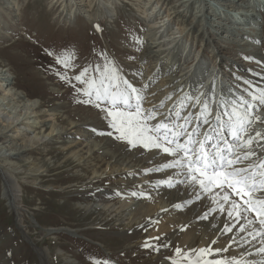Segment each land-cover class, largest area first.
<instances>
[{
    "label": "rangeland",
    "instance_id": "obj_1",
    "mask_svg": "<svg viewBox=\"0 0 264 264\" xmlns=\"http://www.w3.org/2000/svg\"><path fill=\"white\" fill-rule=\"evenodd\" d=\"M214 1L205 0V6L198 0L192 5H181L184 13L194 16L200 15L205 8L210 10L206 19L189 18L186 24L198 26L199 23L206 22L205 25L211 27L212 31L222 29L219 33L222 41H233L239 45L247 43L246 37L256 35L262 39L256 46L257 48L263 46L261 53L264 56V35L258 34L259 25L263 23L264 26V12L258 14L259 12L254 11L252 7L264 6V0H248L252 2L250 5L247 4L252 16L248 20L243 19L239 13L242 10L231 2ZM54 3L55 0H0V72L3 71L2 73L8 76L7 89L25 97L23 103L33 101L39 104L47 115L45 119L50 121L47 129L27 130L25 133L28 136H23L22 140L26 149H31L9 160L16 164L13 166L16 170L12 175L15 176L13 179L17 192L18 216L9 209L4 198V179L0 175V264H42L38 250L45 253V264H90L89 257L111 259L115 264H166L163 256L170 255V251L150 255L137 248L144 236L141 231L137 234L140 238L131 240L128 233L132 234L135 231L137 223L130 222L127 226L120 219L121 216L115 217V212L109 213L96 206L98 197H102L105 204L116 205V208L128 203L131 218L142 208L141 201L131 197L121 199L113 195L116 190H120V183L117 182L126 178L125 174L120 176L109 170L113 163L110 157L112 154L117 156L114 161L117 163L119 160H134L136 151H129L120 142L108 137L95 136L90 132L89 129L93 126L105 129L102 114L98 115L95 109L73 102L72 89L49 71L53 61L44 51L72 49L79 56L78 63L83 65L85 61L94 59L93 49L104 50L122 64L137 67L140 53L130 47L131 37L128 35V29L141 27L139 20H145L142 6L147 0H99L92 4L93 9L90 12L86 8H77L75 16L72 13L70 18H66L65 13L62 17L61 5ZM71 5H74L73 0ZM202 7L205 8L202 10ZM105 8L109 16L106 15ZM165 15L163 11L156 12L154 21L164 18ZM160 20L163 19L158 21ZM96 23L103 27V32L94 30L93 25ZM144 27L147 28V24ZM176 27L179 28L171 24L170 31L174 33ZM166 30L168 39L165 44L172 38L168 37L167 26ZM143 35L147 38L146 33ZM185 47L186 45L180 49V56L183 59L186 57V53L183 52ZM198 48L194 53L195 57ZM235 48L238 47L233 49L236 50ZM239 48L247 49V45ZM130 54L137 56L135 62L126 59ZM251 54L247 51L241 56L234 57L237 60L243 59L241 64L248 72L249 69L264 71V62L258 64L253 57L251 60L246 59ZM196 59L197 61L200 59L208 71L210 70L207 54L202 59L198 54ZM187 63L194 64L192 57ZM228 66L229 70L237 69L235 65ZM147 67V64L144 65V75ZM157 85L158 82L152 91ZM1 93L0 88V96ZM155 99L156 96L149 97L151 102ZM18 111L19 108L16 112ZM51 125L55 127L57 125L56 128L62 131L66 129L67 135L47 136L52 130ZM71 125L77 127L71 130ZM25 126L20 125V130L24 131ZM82 130L89 133L86 141L85 137H80ZM34 136L40 137L39 141L43 140L39 144L28 143ZM77 136L80 139L77 140L75 138ZM69 141H85L83 146H87L90 151L84 150L81 158H77L79 160L74 159L71 156L73 150ZM14 143L17 144L18 141L15 140ZM92 144L102 145L105 150L96 151L91 147ZM139 177L145 179V176ZM165 197L169 202L174 198ZM194 212L197 214L199 209L188 208L178 213L184 219H190L194 217ZM17 217L21 221L20 225L17 223ZM49 229L60 230L58 233H51ZM169 234L173 240L174 236L170 232ZM191 241H187L186 245ZM199 241V238H195V243L189 247L199 246ZM175 243H179V240L176 239ZM8 252L12 253L10 257L7 255ZM121 253L125 255L122 256Z\"/></svg>",
    "mask_w": 264,
    "mask_h": 264
},
{
    "label": "snow or ice",
    "instance_id": "obj_2",
    "mask_svg": "<svg viewBox=\"0 0 264 264\" xmlns=\"http://www.w3.org/2000/svg\"><path fill=\"white\" fill-rule=\"evenodd\" d=\"M142 8L146 19L139 20L141 27L128 29L130 47L137 53L145 51L149 40L160 43L159 37L167 35L166 27L157 26L152 32L144 27L155 20L161 6L148 0ZM105 13L108 15L107 8ZM164 24L170 27L167 21ZM93 28L104 31L99 23ZM179 48L173 49L176 67L169 65L164 71L161 60L147 79V54L139 66L130 67L104 50L93 49L94 59L83 65L74 50L44 51L53 61L49 71L72 89L73 102L102 114L105 129L93 126L90 132L148 157L147 167L129 171L125 178H157L143 180L127 191L116 190L113 195L154 202L167 190L183 197L137 225L144 234L139 250L150 255L170 251L163 256L166 264H264V71L249 69L252 79L234 76L237 85L225 95L218 72L208 75L205 84L208 69L198 62L188 78L199 70L195 87L186 88L181 75L175 82L178 87L151 102L149 97L157 95L152 88L158 80L179 71ZM126 59L135 62L137 56L130 54ZM192 206L199 209V214L194 212L195 220L179 225L178 231L173 228L171 234L205 222L208 229L196 247L174 243L161 228L164 216ZM89 260L90 264H115L107 258Z\"/></svg>",
    "mask_w": 264,
    "mask_h": 264
},
{
    "label": "bare ground",
    "instance_id": "obj_3",
    "mask_svg": "<svg viewBox=\"0 0 264 264\" xmlns=\"http://www.w3.org/2000/svg\"><path fill=\"white\" fill-rule=\"evenodd\" d=\"M97 1H99V0H87L85 3H83L84 0H76V1L73 0L74 5L76 6V9H74V10H73L74 5H71L72 0H55L54 5L55 4L61 5L62 17H63V13H65L64 15L65 16L67 15L66 18H70V15L72 13L75 16L77 8H81V9L86 8L90 12V10L93 9L92 4L96 3ZM207 1H211V0H206V2ZM216 1L231 2L232 5L238 6L242 10L239 13H240V15H242L244 17L243 18L244 20H248L252 17L250 15L251 12L247 6V4L248 5L252 4L251 1H248V0H215L214 3ZM147 2H148V0H147ZM153 2H154V4H158L161 6V8L159 10H157V12L163 11V14L166 13V15L164 18L163 17L159 18V19H163V20L158 21L159 19H157L156 21H153L152 23L147 24L148 31L152 32L153 30H155L157 28V26L166 27L164 22L167 21L170 25V27H168V32H169L168 37H172V38H169L170 41L167 44L164 43L167 41L166 39H168V38H166L167 35L159 37L160 43H157L156 40H149L148 44L146 45L145 51L140 52V54L138 55V63H139L140 59H143L145 57V55L147 54V59H148L147 69L148 70L144 75L145 79H147V77L156 68L157 63L161 60L164 61V64H163V70L164 71H167L169 65L176 67V65H177V59H176L177 53L174 52L173 49H175L177 47V45H180V48H179V71H173V73L170 75H163L158 80V85L153 89L157 93L156 99L154 100V102H158L161 98H163V96L167 92H170V91H172L173 88L178 87L177 83H175V82L180 80L181 75L184 76V82H185L186 88L189 85H191L192 87L196 86V82L199 79V75H200L199 70H197L196 76L192 77L191 80H189L188 78L191 75L192 70L196 68V65L198 62L201 64L202 67L204 66V64L201 62L200 59L197 61L196 58H197L198 54H200V58H201V56L204 57V55L207 54V61H209L210 65H211L210 70L205 75V84L207 83L208 75H210L213 71H217L218 72V82L221 85L225 95H227L229 93L230 89H234L237 85V81L234 79V76L238 75L242 78H248V79L253 78V77H251L250 73L242 66L241 62L243 61V59L237 60L234 57L235 55L241 56L242 53H246L247 51H250L252 54L249 57L255 58L256 61L261 63V64L264 62V56L261 53L263 46H261V48H257V46H256L262 41V39H260V37H257L256 35H252V36L250 35L251 37L250 36L246 37L245 39H246L247 43H243L242 45H239V44H235L233 41H222L219 37V33L222 32V29L219 28L216 31H212L211 27H207L205 25L206 22H202V23L198 22L199 23L198 26H196L195 24H186V21H188L189 18H191L192 20H195V19L197 20L200 18L206 19V17H209L208 13H210V10H208V8H205V7H202V10H203V8H205V9L198 16H194V15H191L188 13H184V10H182L183 8L181 9V5H183V4H186L187 6L192 5V4H194V2H197V0H183V1H180V0H153ZM198 2H202L203 6L206 5L205 0H198ZM51 3H53V2H51ZM258 5H260V3ZM252 7H253L254 11L259 12L258 14H260L261 12H264V6L256 7V6L252 5ZM52 8H51V10H52ZM239 13H237V14H239ZM144 15H145V19H146L145 12H144ZM67 21H69V20H67ZM173 22H175V23H173ZM179 22H181V23H179ZM171 24H173V26H174V24H175V26H179V28L178 27L175 28L174 33L170 31ZM210 24H212V23H210ZM259 27L261 29L260 28L258 29V32H259L258 34L264 35L263 23L260 24ZM250 29H251V27H250ZM147 35L148 34L146 33V36ZM263 43H264V41H263ZM185 45H186V47H185L183 52L186 53V57H187L186 60L181 58L182 56H180V49H182V46H185ZM245 45H247L248 50L239 48V47L245 46ZM234 47H238V48H235L236 50H234L233 49ZM197 48H198V51H197V55L195 57L194 53L196 52ZM189 50H191V51H189ZM231 56H233V57H231ZM190 57H192V60L194 63L192 65H189L187 63V60ZM228 65H235L237 67V69L229 70L230 68ZM144 70H145V68H144ZM260 71H263V70H260ZM2 72H0V88L2 89V93H1L2 96H0L1 97L0 98V175H2L3 179H4V181H3L4 187H5L4 188V198L8 204L9 209L13 213H15L16 216H18V214H17L18 208H17V204H16V198H17L16 193L17 192L15 190V183H14V179H13L14 175H12V173L16 170L13 166H16V164L9 162V160H13L14 159L13 157H19L20 155L26 153L28 150L31 149V148L26 149V147H25L26 145L24 146V143L22 140L23 136H28L26 134L27 130H30L32 128L33 129L39 128L41 130L44 128L47 129L50 121H47L45 119V117H47V115L45 112H43L41 110V107L39 104H37L36 102H33V101L23 103L22 100L25 97H22L17 93L11 92L13 90L10 91V89H7L8 76L3 74ZM241 72H244L246 74H242ZM255 79H259V78H255ZM57 93H59V92H57ZM18 108H19V111L17 113L16 111L18 110ZM22 110H23V112H22ZM13 111H14V114H13ZM60 120H62V119H60ZM20 125H26L24 131L20 130V127H19ZM81 126H84V125H81ZM56 127H57V125H56ZM56 127H55V125H51L52 130L48 133L47 136L50 135L51 137H53V136L54 137H56V136L60 137L62 135H67L68 131L66 129L65 130L67 132L63 128H62L63 129V131H62ZM76 127H77V125H74V126L71 125L70 128H71V130H73ZM33 129H32V131H33ZM81 133H82V136H80V137H82V138L85 137V141H86L87 135H89V133H86L84 130H82ZM43 135H45V134H43ZM39 138L40 137L34 136L31 138V140H28V143H38L39 144L43 140L42 139L41 141H39ZM42 138H44V137H42ZM15 140L18 141L17 144H15L16 142L14 143ZM85 141H83V142H85ZM83 142H75V141L70 142L69 141V144L71 145L72 150H73V152L71 153V156L74 159L81 158V156L85 153L84 150H86V152L90 151L87 148V146H83ZM92 145H91V147H93L96 151L102 152L105 150L102 147V145H94V144H92ZM120 151H122V150H120ZM102 154H104V153H102ZM110 157H111V159H113V163H111L112 169L110 168L109 170H111L113 174H117L120 176H124V174L128 173L129 171L139 170L142 167L148 166V164L146 163L148 157L147 156L146 157H140V154L138 152L135 153V156H134L135 161L134 160H119V161H117V163H114L117 156L112 154ZM77 160H79V159H77ZM8 162H9V164H8ZM85 163H83V164H85ZM138 178L139 179H135V178L130 177L127 180L125 179L122 181H118L117 183H120V186H119L120 191H127L129 189H132L134 185L142 183L143 180H151V179H154L157 177L145 176V179H144V178H141L138 176ZM165 196H167V197L174 196V198H172L173 201L169 202L168 198H166ZM98 198H99V200L97 202H95V204L99 209H101L103 211H109V213L115 212V217L121 216L120 219H122V221L125 222L127 226H129L130 222L137 223V225L141 224V223H145L146 217H148V216L156 217L157 214L160 213V209L162 207L170 206L172 203L176 202L177 200L182 199L183 197L177 196L174 192L170 193L169 191L165 190L160 196L156 197V200L154 202H148V201L140 200L142 202V208L139 211H137L136 214H134L132 218L130 216L131 214L129 213V204L128 203L116 208V205H114V204L113 205L108 204V203L105 204L103 202L104 200H102L103 199L102 197H98ZM87 207H89V205H87ZM85 209H88V208H85ZM190 209L194 210L196 208L190 207ZM197 214H199V212ZM163 219L165 220V223L161 225V228L168 233L169 232L172 233L173 228H176L178 231L179 225H181L183 223L193 222L195 220V216L190 218V219H184L183 217L180 216V214L178 212H173L170 216H164ZM17 220H18L17 221L18 225H20L21 221L18 219V217H17ZM204 223L205 222L192 223L191 230H188L184 233H178L179 236L173 235L174 236V239H173L174 243L176 242V239H178L179 244L186 245L187 241L192 240L191 243L187 244L188 246H191L195 243L194 239L199 238V240H200L199 245H201L204 233L208 229V225L206 223L205 224ZM49 230H51L50 231L51 233H58L60 229H49ZM138 231L139 230L136 228L135 231L132 232V234L128 233V235L131 236V240L136 239V238H140V237H137ZM125 233H126V230H125ZM23 237H25V236H23ZM37 253L39 254V257L41 258L42 264H45L46 263L45 262L46 259L44 257L45 253H42L40 250H38Z\"/></svg>",
    "mask_w": 264,
    "mask_h": 264
}]
</instances>
